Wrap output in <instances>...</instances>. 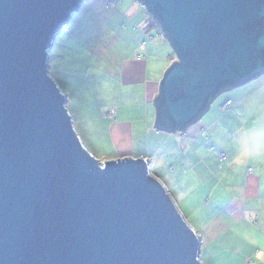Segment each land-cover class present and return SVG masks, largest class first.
<instances>
[{
    "label": "water",
    "instance_id": "water-1",
    "mask_svg": "<svg viewBox=\"0 0 264 264\" xmlns=\"http://www.w3.org/2000/svg\"><path fill=\"white\" fill-rule=\"evenodd\" d=\"M82 1L0 0V264H201L148 162L87 151L48 74L54 36ZM138 1L177 58L159 84L164 124L183 128L223 88L264 73V0Z\"/></svg>",
    "mask_w": 264,
    "mask_h": 264
},
{
    "label": "crops",
    "instance_id": "crops-1",
    "mask_svg": "<svg viewBox=\"0 0 264 264\" xmlns=\"http://www.w3.org/2000/svg\"><path fill=\"white\" fill-rule=\"evenodd\" d=\"M85 1L95 11L101 12L103 18L120 15L126 26L129 25L125 30L133 41L127 43L130 48L128 54L120 59L109 58L105 62V72L115 81L110 82L116 98L122 94L119 87L139 90L142 92L140 101L146 105V109L139 113L132 112L131 115L128 113L132 111L135 101L122 108L126 112L121 113L114 105L109 110L112 111L111 115H107L108 111L102 115L103 128L99 129L94 124L93 132L88 135H95L92 139L96 140V149L108 148L103 151L102 159L125 156L144 158L149 171L161 181L169 195L171 191L177 190L189 193L188 196L193 198L194 190L214 180L213 187L221 185L227 191L220 211L209 214L203 212L209 204L208 198H205L212 191L210 188L195 208L199 212L196 219H191L194 228L188 221L200 240L198 258L201 264H206L201 250L204 254L209 253L212 251L210 245L222 236L225 240L220 243L219 249L230 251L232 258H241L242 264H261L264 261V160L237 162L233 140L239 129L253 122L256 114L254 110L264 109V76L252 82L251 79L223 88L209 102L205 111L183 130H159L154 125L155 109L149 105H154L160 81L177 59L174 50L167 49L162 40L164 34L146 28L148 14L138 0ZM227 99L231 100V105L222 110L221 103ZM159 135L179 137L182 152L171 156L175 151L167 144L164 145V152H160ZM216 141L219 152L226 153L224 159L218 157L219 152L212 153L214 148L211 149L212 143L211 146L209 144H216ZM160 144L163 148V143ZM103 145L109 147L103 148ZM164 156L168 164L163 169L161 163ZM249 167L252 168L250 171ZM171 171L175 172L174 180L168 177ZM190 213L186 216H190ZM222 254L227 257V253Z\"/></svg>",
    "mask_w": 264,
    "mask_h": 264
},
{
    "label": "rangeland",
    "instance_id": "rangeland-1",
    "mask_svg": "<svg viewBox=\"0 0 264 264\" xmlns=\"http://www.w3.org/2000/svg\"><path fill=\"white\" fill-rule=\"evenodd\" d=\"M85 2V0L81 2L79 10L72 14L67 26L54 36L53 44L48 50V74L56 82L66 99L65 106L71 116L73 128L80 142L87 151L102 162V153L108 148L96 149L94 147L96 140L92 139V137L94 138L95 135H88L93 132L92 127L94 124L98 125L99 129L103 128L104 121L102 115L106 114L107 111V115H111L112 111L110 112L109 110L114 105L121 113L123 111L126 112L122 108L127 106V104L131 105L135 101L136 103L132 104L131 108L133 109L128 115H131L132 112L139 113L143 111V109H146V105H142L140 101L142 92L139 90L119 87L122 94L119 98H116L115 94H113V84L111 85L110 82L111 80L112 83L115 81L105 72V62L109 58L120 59L122 56L128 54L130 48L127 46V43L130 40L133 41L131 35L126 32L129 25L126 26L120 15L103 18L104 16L101 12L95 11L93 7H90ZM140 6L149 14L141 3ZM162 40H164L163 42L167 46V49L173 51L168 39L162 37ZM112 74L114 75V73ZM263 76L264 74L253 78L250 82ZM149 106L150 108H154V105ZM178 138L175 135L157 136V140L163 143L162 148L160 142H158L160 152H164L165 144L171 150L174 149L175 152L171 156L182 152ZM211 143V149L214 148L212 153L216 154L219 152L216 148L219 144H217V141L216 144L210 142L209 146H211ZM104 146L102 147L104 148ZM162 158L164 161H162L161 166L164 169L168 163L165 161V156ZM168 177L174 180L175 172L171 171ZM197 177L200 179L199 176ZM195 182L194 186L196 185ZM213 183L214 180H210L209 184L199 188L197 191L194 190L193 193L195 194L193 198L188 196L189 193H181L177 190L176 192L171 191L170 195H172L171 197L176 207L185 221L188 224L190 222L192 227L191 219H196L199 212L195 208L203 200L205 193L210 188H212V191H209V196H205V199L208 198L209 201L208 206L203 211L205 214L212 213L213 211L219 212L221 205L224 204L223 202L227 198V191L222 189L221 185L213 187ZM193 188L195 189V187ZM189 213L190 216H186ZM253 228L255 229V227ZM222 237L210 245L212 251L209 253L204 254L203 250H201V256L206 264H224L226 260H228L227 264H242L241 258H232L230 251L227 249L222 251L218 248L220 243L225 240ZM216 252H219V254ZM222 253H227V257ZM261 264H264V261Z\"/></svg>",
    "mask_w": 264,
    "mask_h": 264
},
{
    "label": "clouds",
    "instance_id": "clouds-1",
    "mask_svg": "<svg viewBox=\"0 0 264 264\" xmlns=\"http://www.w3.org/2000/svg\"><path fill=\"white\" fill-rule=\"evenodd\" d=\"M254 111L253 122L239 129L233 140L235 158L239 163L264 160V109Z\"/></svg>",
    "mask_w": 264,
    "mask_h": 264
},
{
    "label": "trees",
    "instance_id": "trees-1",
    "mask_svg": "<svg viewBox=\"0 0 264 264\" xmlns=\"http://www.w3.org/2000/svg\"><path fill=\"white\" fill-rule=\"evenodd\" d=\"M146 28L148 30H156L158 33L163 34V32L161 31L158 23L156 22V20L154 19V17L151 15V13L149 12L148 17H147V21H146ZM159 99H160V87L158 90V93L156 94L155 98H154V109H155V127H157L159 130H165V131H180L183 130L186 126H184L183 128H177L175 125H167L164 124L160 117H159V110H158V103H159ZM191 123V122H190Z\"/></svg>",
    "mask_w": 264,
    "mask_h": 264
},
{
    "label": "built area",
    "instance_id": "built-area-1",
    "mask_svg": "<svg viewBox=\"0 0 264 264\" xmlns=\"http://www.w3.org/2000/svg\"><path fill=\"white\" fill-rule=\"evenodd\" d=\"M161 31H162V30H161ZM230 102H231L230 99L225 100L223 103H221L220 108H221L222 110L227 109V108L229 107V105H230ZM218 157H219L220 159H224V158L226 157V153L221 151V152L218 153ZM249 169L251 170L250 167H249Z\"/></svg>",
    "mask_w": 264,
    "mask_h": 264
},
{
    "label": "bare ground",
    "instance_id": "bare-ground-1",
    "mask_svg": "<svg viewBox=\"0 0 264 264\" xmlns=\"http://www.w3.org/2000/svg\"><path fill=\"white\" fill-rule=\"evenodd\" d=\"M230 104H231V102H230ZM230 106V105H229ZM248 170L250 171V169L248 168Z\"/></svg>",
    "mask_w": 264,
    "mask_h": 264
}]
</instances>
